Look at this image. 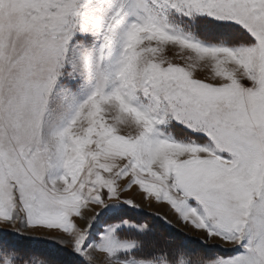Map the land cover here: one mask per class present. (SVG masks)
<instances>
[{
    "label": "snow or ice",
    "instance_id": "obj_1",
    "mask_svg": "<svg viewBox=\"0 0 264 264\" xmlns=\"http://www.w3.org/2000/svg\"><path fill=\"white\" fill-rule=\"evenodd\" d=\"M0 236V264H264V0H0Z\"/></svg>",
    "mask_w": 264,
    "mask_h": 264
},
{
    "label": "rangeland",
    "instance_id": "obj_2",
    "mask_svg": "<svg viewBox=\"0 0 264 264\" xmlns=\"http://www.w3.org/2000/svg\"><path fill=\"white\" fill-rule=\"evenodd\" d=\"M171 55V54H170ZM135 199V202L141 205L140 212L136 210H130L129 215L133 218L134 221L140 220L141 222H148L153 225L156 235L162 239L170 238V234H181L188 237L190 240H195L198 237V233L191 229H187L186 226L182 225L177 217L171 213L166 206H158L154 203H145L141 196L136 195L135 193H130ZM159 213L162 216H167L168 221L171 222L170 225L166 224L163 220L159 219L156 214ZM42 235V234H40ZM0 239H3L0 236ZM12 243H20L24 246L28 245L27 241L24 238H21L18 241H10ZM47 251L50 255L52 264H76V258L71 254L70 248L61 250H52V249H42Z\"/></svg>",
    "mask_w": 264,
    "mask_h": 264
}]
</instances>
